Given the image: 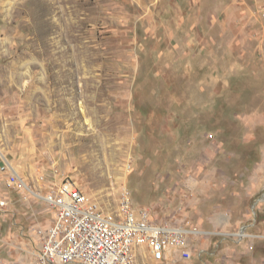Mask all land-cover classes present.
<instances>
[{"label":"rangeland","instance_id":"374dc122","mask_svg":"<svg viewBox=\"0 0 264 264\" xmlns=\"http://www.w3.org/2000/svg\"><path fill=\"white\" fill-rule=\"evenodd\" d=\"M224 2L243 17L185 24V0H0V192L11 196L0 226H22L33 250L27 230L54 219L42 197L7 186L12 172L41 195L73 180L106 213L129 193L135 215L159 223L214 230L221 205L260 225V193L240 183L264 155V0ZM260 228L217 264H264ZM193 245L188 262L148 249L137 262L198 264Z\"/></svg>","mask_w":264,"mask_h":264},{"label":"built area","instance_id":"2783aa9c","mask_svg":"<svg viewBox=\"0 0 264 264\" xmlns=\"http://www.w3.org/2000/svg\"><path fill=\"white\" fill-rule=\"evenodd\" d=\"M7 186L42 197L54 212L50 224L34 228L40 245L33 264H138L139 249H148L159 261L177 257L188 262L193 257L190 236L198 228L189 229L180 221L159 223L146 210L136 216L129 193L121 211L113 214L104 212L70 179L41 195L12 172ZM7 202L2 199L0 205Z\"/></svg>","mask_w":264,"mask_h":264},{"label":"crops","instance_id":"0c3cea01","mask_svg":"<svg viewBox=\"0 0 264 264\" xmlns=\"http://www.w3.org/2000/svg\"><path fill=\"white\" fill-rule=\"evenodd\" d=\"M189 1L190 7H189V13L187 14V10H181L183 14H185L186 20L185 24L193 25H212L216 21L225 22L227 19L230 18L232 13L236 16L237 19H240V17H243L241 8L243 9V5L241 8H236L239 10V12H234L233 7L231 4L227 5L224 0H215V1H203V0H185ZM197 8V10H196ZM188 18H191L187 20ZM195 18V20L193 19ZM195 22V23H194ZM203 33H200L198 35H195L194 33L185 34L184 40L187 42L191 40H202ZM197 36V37H195ZM203 55L210 54L203 50ZM249 175L247 178L241 179V185H244L245 187V195L246 197H252L256 196L260 193V196L256 198V201L254 203L255 209L257 211H264V155H263V161L260 162H254L251 166L247 167ZM9 176H6V180H8ZM6 182V181H5ZM7 184V182H6ZM8 199L11 200V196L8 194H4V192H0V200L2 199ZM216 211L213 214V220H210L208 223H214V230H212L211 227L206 226L204 229L202 228L199 230L197 234H191V248L193 250V254H195V247L193 245V241L195 238L199 237L201 241V248L199 250V257H197V263L198 264H217V261L220 259L222 261L228 260L229 256H222L221 253L224 251V247H229L231 242L237 243L242 242L238 239L239 233H243L245 236H257L255 232L261 231V226L263 228L262 235L264 236V214H263V221L262 223L256 224V221L253 223H249L248 220L249 217L247 211L243 213V215H237L234 214L233 209L217 205L215 207ZM231 210V212H230ZM255 212V210H254ZM185 225V224H184ZM258 225V226H257ZM235 226H237V229L235 230ZM185 227L191 229L190 227ZM209 228V229H207ZM29 233L28 235L31 236L34 242H36V249L30 250V243L26 242L25 236L26 231L22 229V226H18L17 224H8L7 226H0V234H11V236L8 238V240H3V244L0 243V252L3 249L6 250L7 257H14V260L11 261V263H6V261H1L0 264H21L22 260L25 259L27 252H31L32 258L30 259L29 264H33L34 261V254L36 250L38 249L40 243H39V237L36 233L31 232L30 228L27 230ZM5 237V236H4ZM213 237L215 238L216 242L214 244V247H217L214 249V251H209V246L212 245ZM7 238V237H5ZM1 240V238H0ZM2 244V247H1ZM219 246H223L222 248H219ZM202 254H207L203 256ZM154 259V258H153ZM174 257L168 258V260H173ZM155 260V259H154ZM156 262H163L165 260H155Z\"/></svg>","mask_w":264,"mask_h":264}]
</instances>
